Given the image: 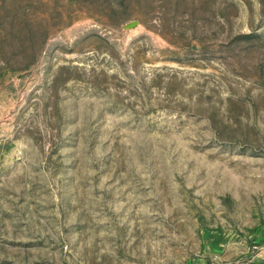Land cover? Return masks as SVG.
Wrapping results in <instances>:
<instances>
[{
  "label": "rangeland",
  "instance_id": "obj_1",
  "mask_svg": "<svg viewBox=\"0 0 264 264\" xmlns=\"http://www.w3.org/2000/svg\"><path fill=\"white\" fill-rule=\"evenodd\" d=\"M0 264H264V0H0Z\"/></svg>",
  "mask_w": 264,
  "mask_h": 264
}]
</instances>
